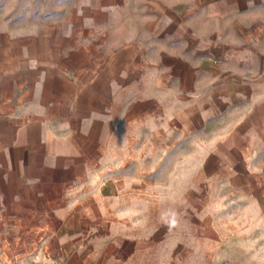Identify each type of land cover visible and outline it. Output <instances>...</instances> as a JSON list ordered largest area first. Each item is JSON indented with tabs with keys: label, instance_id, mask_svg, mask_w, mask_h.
<instances>
[{
	"label": "crops",
	"instance_id": "crops-1",
	"mask_svg": "<svg viewBox=\"0 0 264 264\" xmlns=\"http://www.w3.org/2000/svg\"><path fill=\"white\" fill-rule=\"evenodd\" d=\"M96 9L106 13L0 46V182L11 198L44 201L28 210L52 220L40 227L48 230L40 264H177L172 232L121 219L120 200L136 193L127 184L140 179L128 172L131 145L114 136L175 125L202 143L187 164L192 193L203 198L206 183L256 190L264 176L249 173L264 166V0ZM218 145L242 154L235 174H225ZM188 247L193 239L187 262Z\"/></svg>",
	"mask_w": 264,
	"mask_h": 264
},
{
	"label": "rangeland",
	"instance_id": "rangeland-1",
	"mask_svg": "<svg viewBox=\"0 0 264 264\" xmlns=\"http://www.w3.org/2000/svg\"><path fill=\"white\" fill-rule=\"evenodd\" d=\"M111 1L117 3L118 15L125 14L124 6L130 0H0V46L9 42L10 35L24 37L46 26L56 29L61 22L80 23L77 17L104 15L106 11H97L96 6ZM84 24L83 29L87 28ZM175 131V125H145L114 136L115 141L131 145L132 149L123 152L128 172L140 179V183L127 184L136 193L120 200L121 219L166 231L165 238L172 232L178 242L177 264H264V181L256 183L254 191L206 183L203 198L201 192L192 193L184 179L187 164L196 161L202 143ZM215 152L227 161L225 174H235V163L242 154L223 150L222 145ZM251 154L246 159L256 158ZM249 175L264 176V166ZM10 193V184L0 182V264H40L36 255L41 252L43 235L48 234L40 227L42 220L46 226L52 220L28 210L44 201L15 199ZM192 239L193 247H188L192 259L187 262L186 242Z\"/></svg>",
	"mask_w": 264,
	"mask_h": 264
}]
</instances>
